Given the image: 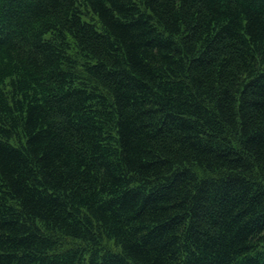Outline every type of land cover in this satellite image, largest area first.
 I'll use <instances>...</instances> for the list:
<instances>
[{"label": "trees", "instance_id": "trees-1", "mask_svg": "<svg viewBox=\"0 0 264 264\" xmlns=\"http://www.w3.org/2000/svg\"><path fill=\"white\" fill-rule=\"evenodd\" d=\"M0 264H264V0H0Z\"/></svg>", "mask_w": 264, "mask_h": 264}]
</instances>
